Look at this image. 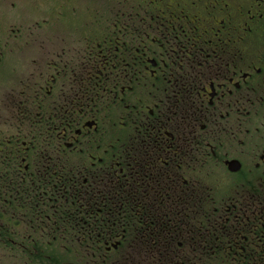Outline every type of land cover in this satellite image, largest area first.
<instances>
[{"label": "flooded vegetation", "instance_id": "obj_1", "mask_svg": "<svg viewBox=\"0 0 264 264\" xmlns=\"http://www.w3.org/2000/svg\"><path fill=\"white\" fill-rule=\"evenodd\" d=\"M70 173L192 199L161 264H264V0H0V212L38 221L15 233L51 234Z\"/></svg>", "mask_w": 264, "mask_h": 264}, {"label": "trees", "instance_id": "obj_2", "mask_svg": "<svg viewBox=\"0 0 264 264\" xmlns=\"http://www.w3.org/2000/svg\"><path fill=\"white\" fill-rule=\"evenodd\" d=\"M71 175L60 174L49 189L53 208L46 222L50 235L15 233L18 227H36L38 221L18 219L15 199H7L6 214L0 212L1 257L22 264H161L159 243L172 244L178 231L191 225L192 199H146L140 180L131 193L124 177L111 187L81 189ZM99 206L101 215H97ZM161 211L170 215L162 217ZM198 211L205 213V208ZM81 228L111 233H76ZM166 258L167 264L174 263L170 250Z\"/></svg>", "mask_w": 264, "mask_h": 264}, {"label": "rangeland", "instance_id": "obj_3", "mask_svg": "<svg viewBox=\"0 0 264 264\" xmlns=\"http://www.w3.org/2000/svg\"><path fill=\"white\" fill-rule=\"evenodd\" d=\"M0 264H22V263H19L17 261H12L10 260V258L7 257L3 258L0 256Z\"/></svg>", "mask_w": 264, "mask_h": 264}, {"label": "water", "instance_id": "obj_4", "mask_svg": "<svg viewBox=\"0 0 264 264\" xmlns=\"http://www.w3.org/2000/svg\"><path fill=\"white\" fill-rule=\"evenodd\" d=\"M118 245H114V248H116Z\"/></svg>", "mask_w": 264, "mask_h": 264}]
</instances>
